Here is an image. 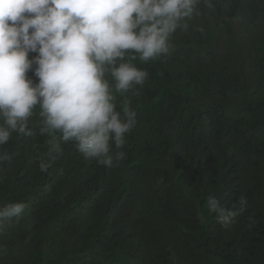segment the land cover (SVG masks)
<instances>
[{
    "label": "trees",
    "instance_id": "trees-1",
    "mask_svg": "<svg viewBox=\"0 0 264 264\" xmlns=\"http://www.w3.org/2000/svg\"><path fill=\"white\" fill-rule=\"evenodd\" d=\"M198 8L167 54L134 61L145 84L114 92L137 113L114 166L41 136L38 107L31 134L0 146V204L27 205L0 231V264H264V0ZM211 195L247 204L225 226Z\"/></svg>",
    "mask_w": 264,
    "mask_h": 264
},
{
    "label": "clouds",
    "instance_id": "clouds-1",
    "mask_svg": "<svg viewBox=\"0 0 264 264\" xmlns=\"http://www.w3.org/2000/svg\"><path fill=\"white\" fill-rule=\"evenodd\" d=\"M202 3L210 0H0V146L14 132L31 134L38 107L41 136L59 133L86 159L114 166L137 123L127 101L117 110L114 92L124 96L145 84L148 72L134 61L167 54L170 38L188 28ZM30 52L37 55L29 59ZM33 65L35 84L27 75ZM51 147V157L39 163L42 173L63 154L60 144ZM9 158L0 150V163ZM246 204L244 196L230 205L207 198L208 210L225 226ZM26 207L23 201L0 204V231Z\"/></svg>",
    "mask_w": 264,
    "mask_h": 264
}]
</instances>
